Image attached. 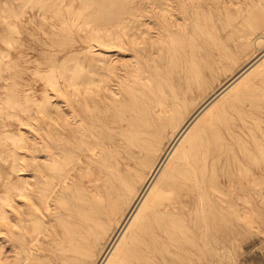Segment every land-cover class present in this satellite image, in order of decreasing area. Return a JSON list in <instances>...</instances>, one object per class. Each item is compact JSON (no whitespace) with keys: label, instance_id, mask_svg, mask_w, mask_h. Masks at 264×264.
Masks as SVG:
<instances>
[{"label":"bare ground","instance_id":"obj_1","mask_svg":"<svg viewBox=\"0 0 264 264\" xmlns=\"http://www.w3.org/2000/svg\"><path fill=\"white\" fill-rule=\"evenodd\" d=\"M74 1L21 0L18 8L8 3L3 19L7 34L18 35L14 20L25 6L37 7L43 20L48 12L61 22L69 20L72 25L60 28L63 34L87 27L88 48L100 32L119 47L126 44L128 32L132 45L147 33L145 22L138 19L144 9L140 3L111 1L116 6L111 14L93 10L83 16L85 7L102 0H78V7ZM152 1L172 15L171 0ZM50 36L56 41L57 33ZM91 54L86 66L62 61L42 72L47 85L56 87L60 77L66 79L71 101L67 110L54 105L48 123L54 141L46 148L40 133L41 152L23 158V170L31 159L38 160L33 178L15 169L6 176L0 194V264H213L217 245L228 248L231 233L261 211L264 146L254 136L251 146L240 139L248 112L238 102L247 95H236L227 106L210 112L219 97L264 60V49L191 110L188 107L215 78L219 59L203 60L196 69L182 66L178 89L173 85L170 95H157L130 60ZM112 72L128 86L123 102L109 83ZM16 86L0 110L20 118L18 110L30 114L32 98L20 96ZM11 140L19 144L22 133L12 134ZM93 164L96 176L91 178L86 169ZM67 196H72L71 204L64 200Z\"/></svg>","mask_w":264,"mask_h":264},{"label":"rangeland","instance_id":"obj_2","mask_svg":"<svg viewBox=\"0 0 264 264\" xmlns=\"http://www.w3.org/2000/svg\"><path fill=\"white\" fill-rule=\"evenodd\" d=\"M67 1L62 0L63 3ZM111 1L117 0H102V4L85 7L83 16L92 14L93 10V14L97 15H101L103 10L111 14L116 8ZM8 3L18 8L21 0H0V51L4 54L0 55L3 56L0 57V63L4 65V70L0 73V106L5 96L11 93L15 82L20 96L27 95L32 98V102L29 115L18 110L20 118L0 110V194L4 190L6 176L13 169L16 173H29L33 178L38 160L31 159L23 170V158L41 152L40 133L43 134L46 148L54 141V132L48 126L55 115L54 105L68 109L71 98L66 79L60 77L56 87L45 83L42 72H47L50 65L58 66L62 61H77L86 66L93 56L91 52H101L113 60H130L133 67L137 66L138 75L142 74L144 77L143 81L148 89H152L157 95L164 92L170 95L173 85L178 89L182 66L196 69L203 60L219 59L215 78L210 82L209 88L188 107L191 110L203 103L212 91L231 80L264 49V0H171L168 10L172 15L161 12L157 7L160 4L155 1L132 0L133 5L140 3L144 8L138 19L142 18L145 22L143 30L148 29L147 33L139 35L135 39L136 45H132L128 41L132 39V34L128 32L126 44L119 47L115 39L109 41L104 32H100V36L90 40L91 48H88L87 27H73L65 31L67 34H63L61 26L72 23L69 20L61 22L50 12L43 20L35 6H25L23 14L14 20L18 35L7 34L6 21L3 19ZM73 6H79L78 0L74 1ZM53 32L57 33L54 38L56 41L51 40ZM139 33L140 30H137V34ZM7 41L11 44L7 45ZM135 61L138 64L134 65ZM36 70L42 75H38ZM122 81L117 72L110 74L109 83L118 90L119 102L127 99L128 86ZM133 92L137 93V90ZM226 93L213 103L210 114L227 106L228 100L234 96L247 95L248 98L242 97L238 102L239 107L248 112V119L245 127L239 130V136L249 146L252 145L253 136L264 146V60H259ZM41 102L44 103L43 109L38 108ZM119 102L115 103L118 105ZM85 103L88 106L92 104L90 99ZM20 132L22 143H12L11 135ZM101 149L110 148L101 146ZM263 156L264 153L261 157V185L264 184ZM254 169L258 171L260 168ZM86 170L91 171L89 177L96 176V165L93 164ZM64 200L69 204L73 202L72 196H67ZM250 205H253L251 201ZM55 224L60 228V222ZM106 240L100 242L98 255ZM229 240L228 248L217 245L213 252V264H264V185L261 186V211L250 215L246 225L236 228ZM42 259L48 263L47 259Z\"/></svg>","mask_w":264,"mask_h":264}]
</instances>
